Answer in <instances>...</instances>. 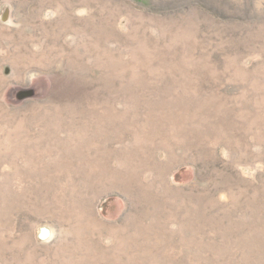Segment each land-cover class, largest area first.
<instances>
[{
    "label": "rangeland",
    "instance_id": "374dc122",
    "mask_svg": "<svg viewBox=\"0 0 264 264\" xmlns=\"http://www.w3.org/2000/svg\"><path fill=\"white\" fill-rule=\"evenodd\" d=\"M0 264H264V0H0Z\"/></svg>",
    "mask_w": 264,
    "mask_h": 264
}]
</instances>
